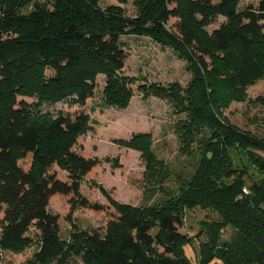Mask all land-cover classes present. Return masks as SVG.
Instances as JSON below:
<instances>
[{"label": "trees", "instance_id": "trees-1", "mask_svg": "<svg viewBox=\"0 0 264 264\" xmlns=\"http://www.w3.org/2000/svg\"><path fill=\"white\" fill-rule=\"evenodd\" d=\"M103 1L0 0V262L5 252L37 247L25 264H264V136L224 118L233 103L246 101L249 87L264 80V0L244 8L242 0H117L119 5L102 7ZM130 1L134 16L121 6ZM218 18L225 21L210 32ZM130 36L171 48L187 62L188 87H140L145 99L168 100L183 116L176 124L181 149L189 154L198 142L200 163L169 191L168 167L153 152L149 135L118 141L140 150L147 185L167 196L134 207L102 188L116 217L104 230H82L73 222L65 239L50 201L63 196L72 211H103L81 193L100 161L74 150L93 129L88 115L72 119L42 108L85 106L104 76V102L125 109L135 83L124 73L123 38ZM257 100L264 106V96ZM26 160L27 169L21 165ZM58 170L67 173L66 181ZM196 208L214 214L202 223L200 259L193 263L185 247L194 239L181 228L187 211ZM228 227L234 233L224 241Z\"/></svg>", "mask_w": 264, "mask_h": 264}, {"label": "rangeland", "instance_id": "rangeland-1", "mask_svg": "<svg viewBox=\"0 0 264 264\" xmlns=\"http://www.w3.org/2000/svg\"><path fill=\"white\" fill-rule=\"evenodd\" d=\"M259 1L242 0L241 8L250 4L257 6ZM101 5L106 7L119 5V3L117 0H104ZM121 6L125 8L127 15L136 14L132 1ZM224 21V18H218L209 31L212 32ZM175 22L176 20L172 19L170 25ZM123 42L128 55L124 73L135 79L132 88L134 96L125 109H118L104 102L102 98L105 86L104 76L99 77L97 91L85 106L62 102L57 105H44L42 108L44 112L53 115H57L60 111L71 116L72 119L81 113L88 115L93 129L78 138L74 150L86 159L100 161L99 166L92 170L81 183V193L93 204L101 205L103 211L95 212L84 208L72 211L68 198L63 196H54L50 201V211L59 215L62 237L65 239L69 238L73 230V222L82 230H104L108 222L116 217V212L104 196L102 188L117 202L134 207L152 205L167 196L159 187L152 188L147 185L146 162L140 150L119 145L118 141H128L139 134L149 135L153 152L168 167L169 179L165 183V188L169 191L177 187L182 180L190 179L200 163L198 142L194 144V150L189 154L181 149L176 124L183 116L176 114L168 100H160L154 96L145 99L140 87L146 82L163 86L179 83L184 88L188 87L192 74L188 70L187 62L180 59L171 48H162L146 37H124ZM263 96L264 80L249 87L246 101L233 103L224 111V118L243 131L260 137L264 136V106L257 100ZM25 101L29 104L36 103L35 99H25ZM21 165L27 169L29 160L22 161ZM57 173L62 180H67V173L60 170ZM251 175H255L254 171H251ZM249 184H251L250 180L244 187L248 191ZM213 214L212 211L201 208L186 213L181 232L194 239L192 245L185 247L186 255L193 263H198L200 259V240L204 237L200 239L198 235L203 226L202 223L211 220ZM31 232L35 236L34 228ZM233 233L232 228H226L222 239L230 240ZM37 250V247H33L22 253L5 252L0 264H25ZM73 264L83 263L81 259H76ZM211 264L222 263L215 260Z\"/></svg>", "mask_w": 264, "mask_h": 264}, {"label": "built area", "instance_id": "built-area-1", "mask_svg": "<svg viewBox=\"0 0 264 264\" xmlns=\"http://www.w3.org/2000/svg\"><path fill=\"white\" fill-rule=\"evenodd\" d=\"M244 193H245V194H248V191H247V189H244Z\"/></svg>", "mask_w": 264, "mask_h": 264}]
</instances>
